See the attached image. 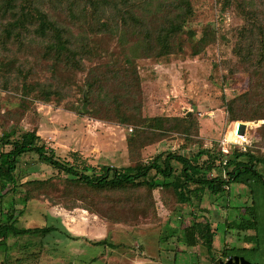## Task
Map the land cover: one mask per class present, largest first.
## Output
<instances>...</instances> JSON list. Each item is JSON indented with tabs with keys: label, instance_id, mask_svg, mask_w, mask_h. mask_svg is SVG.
Masks as SVG:
<instances>
[{
	"label": "trees",
	"instance_id": "16d2710c",
	"mask_svg": "<svg viewBox=\"0 0 264 264\" xmlns=\"http://www.w3.org/2000/svg\"><path fill=\"white\" fill-rule=\"evenodd\" d=\"M41 1L0 0V52H3L0 89L12 90L20 97L18 112L4 115L18 123L28 108V99L59 104L63 92L75 85L76 74L84 73V101L79 108L68 110L78 117L100 121L116 117L121 125L133 124L132 134L126 137L132 165L94 167L78 159L70 162L57 156L34 129L18 133L17 126H13L2 130L0 264H42L43 261L45 264L60 260L65 264H79V254L66 257L57 245H52V241L62 238L81 239L71 234L58 218L50 221L45 213L41 224L22 225L27 208L40 198L51 206L68 201L73 208H77L79 201L84 204L80 205L81 209L101 219L134 227L139 221L157 218L152 196L156 190L160 191L162 205L169 208L170 202L174 203L172 213L181 219L176 241L185 247L204 248L210 264H214L217 259L213 225L204 217L196 216L191 208L198 207L205 194L214 197L225 194L232 184L250 186L254 179L264 183V159L250 147L232 149L228 155L212 147L199 148L191 158L166 151L143 161L140 150L168 132L183 134L186 144L182 146L186 147L197 122L190 115L143 118L141 81L136 66L138 59L181 54L184 48L190 49L191 56H197L216 42L214 28L209 25L199 37L189 28L188 22L193 16L190 0H53L49 8H44ZM231 1L226 0V6L229 7ZM238 5L247 10L248 18V26L240 30L241 45L246 39L249 41L240 49V59L245 63L255 57L252 76L264 78V17L257 13L254 0L241 1ZM261 10L264 11L262 4ZM112 42L118 54L110 50ZM11 47L13 52H10ZM43 63L50 76L41 82L36 78L37 66ZM248 95L246 92L227 104L230 120L264 119L262 106L244 113L250 107ZM30 154L54 175L21 182L19 162ZM215 170L218 175L210 176ZM57 184L62 186L58 188L60 196L53 197L48 191L56 189ZM251 204L253 207V200ZM183 207L189 209L191 220L188 223L183 220ZM251 207L246 208L244 214H250ZM236 219L239 223L225 220L224 226L227 231L237 230L238 238H241L240 232L255 226L254 220L244 221L242 215ZM83 240L91 247L115 249L121 246L111 244L107 236L98 241ZM245 250L248 249L224 247L221 255L228 259ZM103 255L85 258L83 264H94Z\"/></svg>",
	"mask_w": 264,
	"mask_h": 264
},
{
	"label": "rangeland",
	"instance_id": "374dc122",
	"mask_svg": "<svg viewBox=\"0 0 264 264\" xmlns=\"http://www.w3.org/2000/svg\"><path fill=\"white\" fill-rule=\"evenodd\" d=\"M49 1H41L44 8L54 4L53 0ZM241 1L245 0H232L228 7L226 0H190L193 16L189 19V28L199 37L210 25L216 32V42L207 46L197 56H191L190 49L184 48V53L181 54L136 61L142 91L141 116L181 118L190 115L197 122V127L189 136L190 142L186 147L182 146L186 144L183 134L168 132L164 137L140 150L143 161L147 162L155 155L166 151L177 152L191 158L199 148H218V142L231 122L227 104L246 92L249 94L246 98L250 107H247L244 113H249L248 109L254 110L259 106H262L261 112H264V78L252 76L255 57H250L245 63L240 59V49L245 42L247 44L249 42L246 39L241 45L240 30L248 26L245 14L247 10L238 5ZM254 2L257 13L264 17V11L261 10L264 0ZM114 43L110 44V50L118 54L119 50ZM10 49V52H13V47ZM1 53L3 52H0V55ZM45 65L43 63L37 66L36 78L41 82L50 76L45 70ZM83 78L84 73L76 74L75 85L63 92L64 97L59 104L55 101L28 99V108L24 110V116L18 123L16 120H10L12 117L6 118L4 114L18 112L20 97L12 90L0 89V133L13 126H17L18 133L34 129L46 145L64 160L71 162L78 159L94 167L132 165L128 157L126 137L132 134L133 124L121 125L116 121V117L111 121H100L87 116L78 117L68 110L79 108L84 101ZM237 121L248 125L250 148L264 159V119ZM129 129L132 131L129 132ZM204 158L202 160H205ZM36 160L34 154L25 155L20 159L21 182L28 179H45L54 175L51 169ZM216 175L218 171L215 170L210 176ZM60 187L57 184L56 189L48 191L49 194L53 197L60 196L58 189ZM238 189L242 191L238 192ZM226 190L225 194L217 197L205 194L201 204L191 208V211L213 225L217 260L224 261L221 250L227 245L232 248H247L248 250L234 256L241 255L240 257L248 264H264V183L254 179L250 186L232 184ZM152 196L157 218L139 221L134 227L115 224L111 219H101L97 214L81 209L80 205L84 204L79 201L76 204L77 208H73L68 201L51 206L42 198L29 205L21 222L24 226L39 225L42 214L45 213L50 216V221L58 218L71 234L80 236L81 239L68 241L62 238L52 241V245H57L66 257L79 254V264H83L85 258L96 257L99 254L104 255L95 260L94 264H129L134 258L153 264H210L204 248H184L181 242L176 241L181 219L172 213L171 208H174L175 204L170 202L169 208L164 207L159 200L161 194L158 190L153 191ZM249 207L250 214H244ZM188 213L189 209L183 207V220L187 223L191 220ZM239 215H242L244 221H255L253 228L240 232L241 238L236 236L237 230L227 231L224 226L225 220L239 223L236 219ZM105 236L111 244L121 246L115 249L100 245L91 247L83 240L86 238L98 241ZM165 238H169L170 242L167 243ZM224 241L227 243L224 244ZM143 245L145 246L143 256L136 257L137 250L141 251ZM165 253L168 255L167 258ZM16 255L14 252L13 256ZM46 263L63 262L60 260Z\"/></svg>",
	"mask_w": 264,
	"mask_h": 264
},
{
	"label": "built area",
	"instance_id": "2783aa9c",
	"mask_svg": "<svg viewBox=\"0 0 264 264\" xmlns=\"http://www.w3.org/2000/svg\"><path fill=\"white\" fill-rule=\"evenodd\" d=\"M236 125H234V123ZM248 125L237 120H231L226 133L222 136V139L218 142V149L223 155H228L232 149L240 148L244 150L251 146V141L248 138ZM129 132L132 129L128 130ZM225 160L223 163L225 164ZM224 176V174H223Z\"/></svg>",
	"mask_w": 264,
	"mask_h": 264
},
{
	"label": "crops",
	"instance_id": "0c3cea01",
	"mask_svg": "<svg viewBox=\"0 0 264 264\" xmlns=\"http://www.w3.org/2000/svg\"><path fill=\"white\" fill-rule=\"evenodd\" d=\"M238 185V184H237ZM238 192L239 191H242V189H238L237 190ZM165 241L167 242V243H169L170 241H169V238H165ZM227 242L226 241H224V244H226ZM176 246H178V245H176ZM184 246V245H183ZM213 246H214V249H215V243H213ZM231 247V246H230ZM229 246H225V248L226 249H229L230 248ZM176 248H178V247H176ZM183 248V247H182ZM184 248H196V247H185L184 246ZM141 249V251H138L137 250V254H136V257H142L143 256V252H144V249H145V246L143 245V247H141L140 248ZM217 249V248H216ZM215 249V250H216ZM178 251H180L179 249H177ZM167 253H165V257L167 258ZM226 259L224 258V261H225ZM129 264H153V263H151L150 261H145V260H142V259H138V258H134V259H132L130 262H129Z\"/></svg>",
	"mask_w": 264,
	"mask_h": 264
},
{
	"label": "water",
	"instance_id": "95a60500",
	"mask_svg": "<svg viewBox=\"0 0 264 264\" xmlns=\"http://www.w3.org/2000/svg\"><path fill=\"white\" fill-rule=\"evenodd\" d=\"M214 264H248L244 261L243 257L234 256L226 259L225 261L217 260Z\"/></svg>",
	"mask_w": 264,
	"mask_h": 264
},
{
	"label": "flooded vegetation",
	"instance_id": "af4514ba",
	"mask_svg": "<svg viewBox=\"0 0 264 264\" xmlns=\"http://www.w3.org/2000/svg\"><path fill=\"white\" fill-rule=\"evenodd\" d=\"M234 257V256H233ZM240 257V256H239Z\"/></svg>",
	"mask_w": 264,
	"mask_h": 264
}]
</instances>
